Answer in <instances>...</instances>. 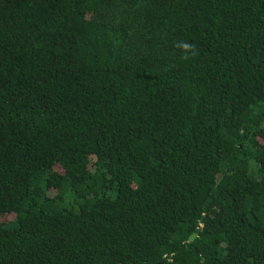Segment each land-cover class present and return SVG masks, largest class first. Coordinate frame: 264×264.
<instances>
[{
	"label": "trees",
	"instance_id": "trees-1",
	"mask_svg": "<svg viewBox=\"0 0 264 264\" xmlns=\"http://www.w3.org/2000/svg\"><path fill=\"white\" fill-rule=\"evenodd\" d=\"M0 264H264V0H0Z\"/></svg>",
	"mask_w": 264,
	"mask_h": 264
},
{
	"label": "clouds",
	"instance_id": "clouds-1",
	"mask_svg": "<svg viewBox=\"0 0 264 264\" xmlns=\"http://www.w3.org/2000/svg\"><path fill=\"white\" fill-rule=\"evenodd\" d=\"M176 47L180 48L181 51L183 52V58L187 59L188 54L194 51V45L186 42V41H181L176 44Z\"/></svg>",
	"mask_w": 264,
	"mask_h": 264
}]
</instances>
